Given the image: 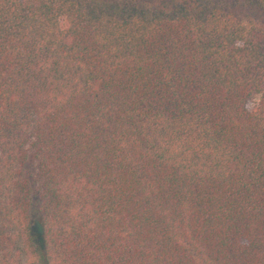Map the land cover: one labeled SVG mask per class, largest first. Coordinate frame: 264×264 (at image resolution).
<instances>
[{"label":"trees","instance_id":"1","mask_svg":"<svg viewBox=\"0 0 264 264\" xmlns=\"http://www.w3.org/2000/svg\"><path fill=\"white\" fill-rule=\"evenodd\" d=\"M0 264H264V0H0Z\"/></svg>","mask_w":264,"mask_h":264},{"label":"rangeland","instance_id":"2","mask_svg":"<svg viewBox=\"0 0 264 264\" xmlns=\"http://www.w3.org/2000/svg\"><path fill=\"white\" fill-rule=\"evenodd\" d=\"M259 103H260V96L253 97L247 105L248 110L252 111L255 107L259 105Z\"/></svg>","mask_w":264,"mask_h":264}]
</instances>
